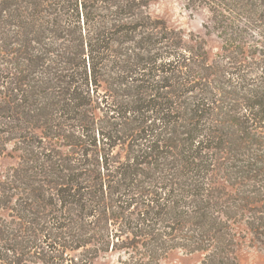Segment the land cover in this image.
Returning <instances> with one entry per match:
<instances>
[{
	"label": "trees",
	"instance_id": "1",
	"mask_svg": "<svg viewBox=\"0 0 264 264\" xmlns=\"http://www.w3.org/2000/svg\"><path fill=\"white\" fill-rule=\"evenodd\" d=\"M0 0V264H240L264 241V0ZM16 164L5 169L9 153Z\"/></svg>",
	"mask_w": 264,
	"mask_h": 264
},
{
	"label": "rangeland",
	"instance_id": "2",
	"mask_svg": "<svg viewBox=\"0 0 264 264\" xmlns=\"http://www.w3.org/2000/svg\"><path fill=\"white\" fill-rule=\"evenodd\" d=\"M150 14L165 20L171 28L182 30L186 39L196 38L203 42L211 59L221 52L222 41L213 29L211 14L205 7L191 8L184 0H154L149 8ZM9 153L1 161L3 169L13 166L17 160ZM237 253L240 264H264V241L259 240L245 223L235 225ZM126 253H108L96 264H126ZM201 254H186L176 251L170 254L163 264H200Z\"/></svg>",
	"mask_w": 264,
	"mask_h": 264
}]
</instances>
